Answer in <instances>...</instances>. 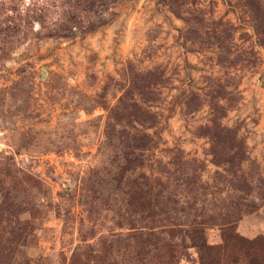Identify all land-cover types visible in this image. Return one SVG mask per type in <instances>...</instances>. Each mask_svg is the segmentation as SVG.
I'll use <instances>...</instances> for the list:
<instances>
[{
  "label": "rangeland",
  "instance_id": "rangeland-1",
  "mask_svg": "<svg viewBox=\"0 0 264 264\" xmlns=\"http://www.w3.org/2000/svg\"><path fill=\"white\" fill-rule=\"evenodd\" d=\"M251 237L264 0H0V264H244Z\"/></svg>",
  "mask_w": 264,
  "mask_h": 264
},
{
  "label": "trees",
  "instance_id": "trees-1",
  "mask_svg": "<svg viewBox=\"0 0 264 264\" xmlns=\"http://www.w3.org/2000/svg\"><path fill=\"white\" fill-rule=\"evenodd\" d=\"M146 195V190H141L140 195ZM145 195L144 198L145 199ZM141 197V196H140ZM241 241H243L240 246L243 248L242 257L241 260L244 261V264H264V237L259 238H249L248 240L240 238ZM203 245V244H202ZM199 247V252L203 251L204 248ZM204 252V251H203ZM240 255V254H239ZM239 255H233L227 258L225 264H237L240 256ZM173 256V254H170V257ZM202 256V253H201ZM168 261V260H167ZM167 261H164L163 264H166ZM171 262V260H169ZM212 261H206L201 259V264H210ZM175 264V259H174Z\"/></svg>",
  "mask_w": 264,
  "mask_h": 264
}]
</instances>
